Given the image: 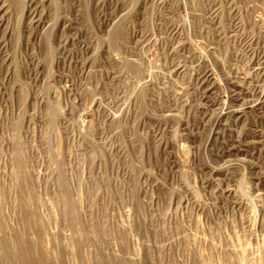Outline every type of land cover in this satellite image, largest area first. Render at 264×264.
<instances>
[{
	"label": "rangeland",
	"instance_id": "1",
	"mask_svg": "<svg viewBox=\"0 0 264 264\" xmlns=\"http://www.w3.org/2000/svg\"><path fill=\"white\" fill-rule=\"evenodd\" d=\"M0 264H264V0H0Z\"/></svg>",
	"mask_w": 264,
	"mask_h": 264
}]
</instances>
